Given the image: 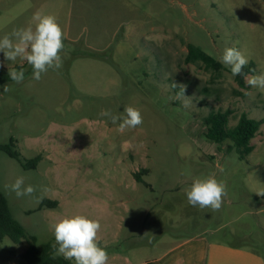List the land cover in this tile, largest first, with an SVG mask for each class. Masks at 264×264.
Returning a JSON list of instances; mask_svg holds the SVG:
<instances>
[{
	"label": "rangeland",
	"instance_id": "374dc122",
	"mask_svg": "<svg viewBox=\"0 0 264 264\" xmlns=\"http://www.w3.org/2000/svg\"><path fill=\"white\" fill-rule=\"evenodd\" d=\"M37 11L55 15L64 31L62 67L36 81L26 61L0 53V74L25 72L22 82L0 85V145L13 139L21 160L39 158L23 170L0 152V192L36 246L52 240L55 220L79 213L100 221L108 264H139L202 232L264 257V91L245 80L240 89L220 61L235 47L252 75L264 73V0H0V37ZM187 44L223 69L186 64ZM172 83L187 85L188 106ZM126 106L142 113L135 130L121 134L99 116ZM226 109L229 127L241 113L263 122L243 161L229 142L204 137L203 119ZM213 174L227 186L222 207L191 206L186 189ZM21 175L36 187L32 196L4 189ZM44 199L56 207L41 206ZM25 248L4 238L0 264H21L15 254Z\"/></svg>",
	"mask_w": 264,
	"mask_h": 264
},
{
	"label": "clouds",
	"instance_id": "9594fccd",
	"mask_svg": "<svg viewBox=\"0 0 264 264\" xmlns=\"http://www.w3.org/2000/svg\"><path fill=\"white\" fill-rule=\"evenodd\" d=\"M64 31L55 15L37 11L33 14L31 22L27 26L15 28L9 34L0 37V53L5 60L26 61L32 68V78L39 81L42 74L49 69L59 70L63 61L61 52L65 49ZM220 61L225 66H230L231 75L238 76L243 73V68L248 64V59L239 49L227 47L224 49ZM11 80L20 83L24 80L23 69H9ZM244 80L251 88L264 91V73L259 75L244 74ZM173 88H179L177 98H183L185 106L191 102L190 97L185 96L187 85L172 83ZM9 89L7 85L4 91ZM246 95L251 93L246 92ZM101 117H108L113 125H117V131L124 133L127 130H135L143 124L141 111L134 106H126L123 114H114L111 110H101ZM143 147V142L139 144ZM23 175L18 176L11 184H5L4 189L15 193L17 198L32 196L36 187L25 183ZM48 191V189H44ZM264 196V192H257ZM227 195V186L218 180L215 175L197 177L186 189L188 203L201 209L210 208L218 211ZM39 202V198L37 200ZM55 243L52 245L54 254L64 259L74 261V264H108L109 254L100 245L101 223L99 220L84 214H72L55 220L50 225Z\"/></svg>",
	"mask_w": 264,
	"mask_h": 264
},
{
	"label": "trees",
	"instance_id": "16d2710c",
	"mask_svg": "<svg viewBox=\"0 0 264 264\" xmlns=\"http://www.w3.org/2000/svg\"><path fill=\"white\" fill-rule=\"evenodd\" d=\"M187 53L184 58L186 64H202L205 70L212 72H220L223 69L221 63L210 55L203 52L199 47L187 44ZM254 64L248 63L243 68L241 75L235 76V81L240 89H245L244 74L252 75ZM12 82L8 74H0V85ZM232 111L226 109L224 111H211L203 119L205 126L204 137L206 140L221 145L229 142L231 145L228 151H234L239 161H243L252 152L251 140L256 136L261 124V120L249 118L245 113H241L234 126L229 127L228 121ZM0 152L4 153L8 158L15 160L23 170L35 169L39 160L38 157L26 161L21 160L20 153L16 150L15 142L9 139L4 145H0ZM140 181V180H139ZM56 201L44 199L41 206L46 208L56 207ZM8 238L14 244L26 243V248L15 254V258L21 264H72L63 257L55 256L52 247L55 242L53 236L50 242L40 247L36 246V239L27 236L23 227L12 217L7 200L0 192V241Z\"/></svg>",
	"mask_w": 264,
	"mask_h": 264
},
{
	"label": "crops",
	"instance_id": "0c3cea01",
	"mask_svg": "<svg viewBox=\"0 0 264 264\" xmlns=\"http://www.w3.org/2000/svg\"><path fill=\"white\" fill-rule=\"evenodd\" d=\"M139 264H264V257L246 246L211 240L202 232L171 243Z\"/></svg>",
	"mask_w": 264,
	"mask_h": 264
}]
</instances>
